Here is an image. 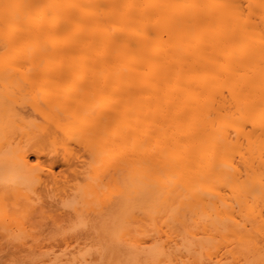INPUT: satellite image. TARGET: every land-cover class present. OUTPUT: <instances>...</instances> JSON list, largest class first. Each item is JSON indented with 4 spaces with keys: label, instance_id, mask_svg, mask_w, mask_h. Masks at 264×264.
<instances>
[{
    "label": "bare ground",
    "instance_id": "6f19581e",
    "mask_svg": "<svg viewBox=\"0 0 264 264\" xmlns=\"http://www.w3.org/2000/svg\"><path fill=\"white\" fill-rule=\"evenodd\" d=\"M46 206L99 242L36 262ZM0 236L23 264H264V0H0Z\"/></svg>",
    "mask_w": 264,
    "mask_h": 264
},
{
    "label": "rangeland",
    "instance_id": "374dc122",
    "mask_svg": "<svg viewBox=\"0 0 264 264\" xmlns=\"http://www.w3.org/2000/svg\"><path fill=\"white\" fill-rule=\"evenodd\" d=\"M62 156H63V155L60 154V158H62ZM83 159H85V157H83ZM32 160H34L33 162H34V164H35L36 166H37L38 163L40 164V167H41L42 165H44V166H43V167H44L43 169H44L46 172L48 171V168H49V169H52V171H53V168H50V166H51L52 164H54V162H52V159H51V158H49V157H43V159H42L43 161H40L41 163H40V162L35 163V161L37 160L36 157H33ZM37 161H38V160H37ZM37 161H36V162H37ZM49 162H50V164H49ZM51 162H52V163H51ZM60 163H61V165H62L63 167L60 165ZM60 163H58L57 165L54 164L53 167H54V172H55L56 174H58L57 176L59 177V176L61 175V177L63 178V176L69 174V173H68L69 171H68V169H67V172H66V170H64V169H65L64 167L66 166V164H63L62 161H60ZM39 164H38V165H39ZM81 164H82V162H81ZM55 165H56V166H55ZM51 167H52V166H51ZM62 168H63V169H62ZM41 170H42V168H41ZM62 170H63L64 172H63ZM45 171H44V172H45ZM65 172H66V173H65ZM48 173L50 174L51 172H48ZM48 173H44V174L47 175ZM55 173H54V174H55ZM62 173H63V174H62ZM44 174H43V175H44ZM51 174H53V173H51ZM51 174L48 175L47 177H49V176L51 177ZM61 177H60V178H61ZM64 179H65V177H64ZM70 179H71V178H70ZM80 179H81V178H80ZM62 180H63V179H62ZM71 180H72V179H71ZM71 180H70L69 182H66V184L68 183L69 185H73V184L75 183V180H72V181H71ZM78 180H79V179H78ZM63 182H64V181H63ZM60 184H61V183H60ZM60 184H59V185H60ZM62 184H64V183H62ZM66 184H65V185H66ZM69 185H67V186H68V187H71V186H69ZM68 187H67V188H68ZM58 188H61V185H60ZM62 189H65V188L62 187ZM57 190H59V189H57ZM57 190H56V191H57ZM60 190H61V189H60ZM54 191H55V190H54ZM56 193H57V192H56ZM61 193H62V190H61V192L59 191V193H57V198L60 196ZM55 205H60V204L53 203L52 205H50V207H51L50 210H52L54 207L56 208ZM47 206H48V205H47ZM47 206H46V207H47ZM46 207H45V209H44V211H43V213H42L43 216H42L41 219H40V220H42V221L37 220V219L42 215V214L40 213V211L37 212V215H38L39 213L41 214V215L39 214L40 216L37 217L36 214H35V215H34L35 217L32 218L33 221L35 222V224H37L38 221H39V223L41 224L42 227L40 226L39 223H38V226H36V225H34V224L31 225L29 222H32V223H33L32 219H31V221L28 220V221H29L28 223L30 224V226H33V227L35 226V228H33V233H34V234H31V233H32V232H31V231H32L31 228H29V225H28V226L26 225V226L29 228V230H27L28 233H27L26 235L28 236L29 234H31V235H33V236L30 235L29 238L31 237V238H30L31 240H32V239H33V240L36 239V241L34 240L33 242H32L31 240H28V241H27L28 244H29V242H31V244H29V245H31V246L33 245V246H32V249H34V251H35V248H36L35 253L39 254V253H38L39 251L42 253L43 250H44V253H46V252L48 251V252H47L48 255H53V254L55 255V253L57 254V252H58V253L60 254V255L58 254L59 258H63V259H65V258L67 257L66 254H65L63 257H62V254H63L64 252L67 253V252L65 251V249H67V250L70 249V250H68V251H69V252H68L69 254H67V255H70L72 252H74V249H73V248H74V245L76 244L75 240L78 239V241H79V243H80V241L83 242L84 239H86L85 241H90V239H91V238H94L93 236H95L96 239H94L93 241H91V243H89L88 245L93 244L94 241H95L96 243L99 242V239H100V238H99L97 235H95V234H93V233H91V232H90V234H89L88 231H90V230H85V229L79 230V232L84 233V231H85V233H84L85 235H86L87 232H88L89 236H88V234H87V236H83V235H84V234H83V235L81 236L82 239L75 237V236L72 234V232L70 231V228H69V230L67 229L68 231H70V232H69V237H68V234H67V233H66V234H67L66 236H65V234H62V235H61L62 232H63V233L65 232V230H64L65 228H64V227H66L65 225H67V224H66V221H65V223H64V220H63V218H64V214H66V212H63V211H66V210H65V208L63 209L62 206H60L61 208L59 207L60 209H55V210H56V212L58 213L57 215H59V216H57V217H62V216H63V218H59V222H60V220L62 219V222H60V223H64V224H63V228H64V229H63V228L61 229L62 224L59 225V222H58V226H57V228H56V230H55V232H54V230H53L52 228L55 227L56 224H54V222H55L54 220H55V219H53V217H54V218L56 217V215H55L56 212H54L55 210H53L52 212H50V210L48 209V207H47V208H46ZM38 208H40V207H38ZM57 208H58V207H57ZM46 209H47L48 211H47ZM61 209H62V210H61ZM36 210H37V208H36ZM36 210H34V212H35ZM39 210H41V208H40ZM42 210H43V209H42ZM42 210H41V211H42ZM15 211H16V210H15ZM17 211H19V210H17ZM34 212L32 211L33 214H34ZM23 213H24V212H23ZM63 213H64V214H63ZM18 214H19V213H18ZM21 214H22V213H21ZM24 214H25V213H24ZM33 214H29V215H31V217H32ZM45 214H46V215H45ZM60 214H62V216H60ZM65 216H66V215H65ZM18 217L20 218L19 215H18ZM24 217H25V216H24ZM31 217H30V218H31ZM25 218H26V217H25ZM30 218H28V219H30ZM23 219H24V218H23ZM64 219H65V218H64ZM25 221H26V220H24V224L26 223ZM53 221H54V222H53ZM56 221H57V219H56ZM43 223H44V224H43ZM52 223H53V224H52ZM138 223H139V222H138ZM138 223H137V224H138ZM52 225H53V226H52ZM138 225H139V224H138ZM59 226H60V227H59ZM67 226H68V225H67ZM27 227H24V228L28 229ZM68 227H69V226H68ZM68 227H66V228H68ZM86 228H87V227H86ZM15 229H16V230H15ZM26 229H25V230H26ZM35 229L37 230V232H36ZM60 229L63 230V231L61 232ZM87 229H88V228H87ZM13 230H15V232H19L20 229L17 230V227H14ZM57 231H58V233H57ZM59 231H60L61 233H60ZM68 231H66V232H68ZM86 231H87V232H86ZM30 232H31V233H30ZM35 232H36L38 235H39V233H40L41 235H39V236L37 235V238H35V237H36V233H35ZM46 232H47V233H46ZM42 233H43V234H42ZM50 233H52L53 236H52ZM54 233H55V234H54ZM56 233H57V234H56ZM45 234H46V235H45ZM48 235H49V236H48ZM58 235H59V236H58ZM90 235H92V236H90ZM27 236H26V237H27ZM41 236L44 237V238H42ZM47 236H48V237H47ZM51 236H52V237H51ZM54 236L56 237V240L54 239V238H55ZM63 236L66 237V238H71V237H72L71 240H72L73 243L68 242V241H71V240L66 239V238H64ZM0 237H2V236H0ZM50 237H51V238H50ZM62 237H63V238H62ZM87 237H91V238H90V239H87ZM38 238H40V239H38ZM52 238H53V240H52ZM74 238H75V240H74ZM2 239H3V238H2ZM2 239L0 240V242L3 241ZM7 239H8V238H7ZM27 239H28V237H27ZM37 239H38V240H37ZM45 239H49V240H45ZM4 240H5V239H4ZM9 240H11V239L9 238ZM42 240H43V241H42ZM143 240H144V239H143ZM145 240H146V238H145ZM15 241H17V240H15ZM50 241H55V242L57 241V242H56V243H55V242L50 243ZM85 241H84L83 243H85ZM146 241L149 242V240H146ZM7 242H9L10 244L7 243ZM17 242H18V241H17ZM17 242H16V243H17ZM35 242H36V243H35ZM65 242H68L69 244L71 243V244L73 245V248H70V247H69V246H71V245H68L67 248H65V247H66V246H65V245H66ZM148 242H147V243H148ZM2 243H3V242H2ZM14 243H15V242H11V241H8V240H7L3 245L0 244V245L2 246V247L0 246V247L2 248V249L0 248V250H1V252L3 251L2 253L0 252V254L3 255V260H2V261H3V264H15V262H16V260H17V257L19 258L20 255H21V253L23 252V251H21V253L18 252V251L16 252L17 247H20V246H17L16 243H15V245H16V246H15ZM19 243H20V242H19ZM33 243H35V244H33ZM37 243H38V244H37ZM68 243H67V244H68ZM74 243H75V244H74ZM83 243H80V244H83ZM20 244H21V243H20ZM20 244H18V245H20ZM36 244H37V246H36ZM77 244H78V242H77ZM80 244H78V246H79ZM13 245H14V246H13ZM83 245H85V244H83ZM83 245H82V246H83ZM86 245H87V243H86ZM86 245H85L84 247H82V248H86V247H87V248H92V247H93L92 245H91L92 247H89V246H86ZM96 245H97V244H96ZM96 245H95V246H96ZM26 246H27V245H25V247H26ZM78 246H76V250H78ZM80 246H81V245H80ZM14 247L16 248V250L13 249ZM21 247H22V246H21ZM33 247H34V248H33ZM37 247H39V248H37ZM68 247H69V248H68ZM71 247H72V246H71ZM27 248H29V247L27 246ZM79 248H81V247H79ZM93 248H94V247H93ZM24 249H25V248H24ZM37 249H38V250H37ZM39 249H40V250H39ZM42 249H43V250H42ZM14 250H15V251H14ZM26 250H27V249H26ZM61 250H62V251L64 250V252H63V253H60V252H62ZM49 251H50V252L53 251V252L50 254ZM54 251H56V252H54ZM17 253H19V254H17ZM24 253H25V251H24ZM24 253H23V254H24ZM44 253H43V254H44ZM40 255H42V254H39V255L36 256V262H43V261L47 260V261H45V262L48 263V261L50 262V261L52 260V259H51V260H49V259L53 257V256H51L50 258H47V257H48V256H46L47 254H44L43 256H40ZM45 256H46V258H45ZM58 256H57V258H58ZM60 256H61V257H60ZM54 258H55V256L53 257V259H54ZM15 259H16V260H15ZM41 259H42V261H41ZM20 260H21V259H20ZM20 260H17L18 264H23L22 260H21V261H20ZM17 262H16V263H17ZM24 263H25V262H24ZM33 263H34V262H33ZM25 264H29V263H25ZM31 264H32V263H31ZM35 264H36V263H35ZM37 264H39V263H37ZM40 264H44V263H40Z\"/></svg>",
    "mask_w": 264,
    "mask_h": 264
}]
</instances>
